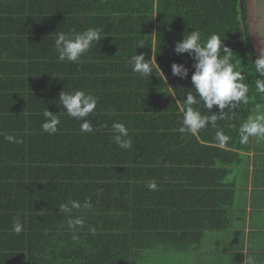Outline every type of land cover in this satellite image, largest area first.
Here are the masks:
<instances>
[{"label": "trees", "instance_id": "1", "mask_svg": "<svg viewBox=\"0 0 264 264\" xmlns=\"http://www.w3.org/2000/svg\"><path fill=\"white\" fill-rule=\"evenodd\" d=\"M90 27L100 43L79 63L58 62L57 34ZM193 30L202 42L219 35L249 86L247 104L198 135L179 131L195 69L192 57L174 51ZM136 54L157 61L151 76L132 71ZM258 54L248 0H0V264H156L226 229L236 191L230 174L253 147L254 137L240 143L239 128L264 109ZM174 62L189 68L187 78L172 75ZM62 90L99 98L88 119L100 131L80 132L60 105ZM46 109L60 117L55 134L42 130ZM114 122L129 129L131 149L113 141ZM217 130L230 137L224 147ZM89 198L91 209L59 211ZM77 216L84 227L69 230Z\"/></svg>", "mask_w": 264, "mask_h": 264}, {"label": "clouds", "instance_id": "2", "mask_svg": "<svg viewBox=\"0 0 264 264\" xmlns=\"http://www.w3.org/2000/svg\"><path fill=\"white\" fill-rule=\"evenodd\" d=\"M100 41V30L96 28L90 27L78 33L60 32L54 41L55 50L58 53L57 60L58 62L79 63L93 44L100 43ZM138 46H144L143 41ZM174 51L178 55L187 53L192 57L194 60L193 68L195 69L191 75L192 89H194L195 94L189 91L180 108L182 124L179 131L181 133L187 132L191 135H198L209 124L216 127L218 120L231 119L229 113L237 109L241 103L247 104L249 102V86L244 83L245 77L239 70H236V66L231 62L233 51L223 44L219 35L212 34L206 42H202L201 33L198 30H193L184 35L183 40L176 42ZM145 56L146 54H136L129 60L132 71L142 77L151 76L157 62L150 63L151 59L148 60ZM254 67L259 76L264 77V52L256 56ZM171 68L173 76L185 79L189 75V68L183 63L174 62ZM255 87L258 93L264 94V79H257ZM98 99V97L83 90H74L73 92L62 90L59 95L60 105H62L65 114L81 122V133H93L101 130L99 126L94 127L92 121L88 119L90 115H95ZM201 102L204 109L207 110L204 113L199 107H195ZM214 106L218 108V111H211ZM43 116L45 117L42 124L43 132L57 133L58 125L61 123L59 115L46 109ZM111 132L113 141L119 148L126 150L132 148L133 143L129 129L124 123L114 122ZM239 136L241 144H247L252 137H264V114L249 118L244 122L239 128ZM5 139L9 142H19L12 135L5 136ZM214 139L220 147H224L230 137L223 130H217ZM147 187L149 190H156L157 184L151 182ZM82 207L91 209V198L85 200L83 205L77 200L61 203L59 211L72 213L74 209L79 210ZM84 224L85 221L79 216L68 220L69 230L75 231L78 227L83 228ZM22 230L23 225L19 217H15L12 231L20 234ZM91 231L94 232L95 230L91 229Z\"/></svg>", "mask_w": 264, "mask_h": 264}, {"label": "crops", "instance_id": "3", "mask_svg": "<svg viewBox=\"0 0 264 264\" xmlns=\"http://www.w3.org/2000/svg\"><path fill=\"white\" fill-rule=\"evenodd\" d=\"M247 155L230 174L236 188L230 225L208 231L197 247L166 252L156 264H264V137L253 138Z\"/></svg>", "mask_w": 264, "mask_h": 264}, {"label": "rangeland", "instance_id": "4", "mask_svg": "<svg viewBox=\"0 0 264 264\" xmlns=\"http://www.w3.org/2000/svg\"><path fill=\"white\" fill-rule=\"evenodd\" d=\"M248 1L249 23L252 32V40L257 51L261 53L264 52V0ZM262 112L264 113V109Z\"/></svg>", "mask_w": 264, "mask_h": 264}]
</instances>
